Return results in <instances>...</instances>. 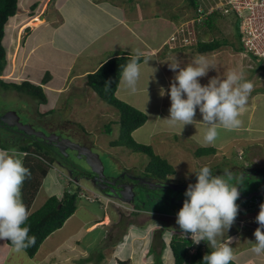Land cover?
Returning a JSON list of instances; mask_svg holds the SVG:
<instances>
[{"label": "rangeland", "instance_id": "374dc122", "mask_svg": "<svg viewBox=\"0 0 264 264\" xmlns=\"http://www.w3.org/2000/svg\"><path fill=\"white\" fill-rule=\"evenodd\" d=\"M31 1L21 0L18 5V14L24 13L23 10L30 6ZM124 1L129 8L134 10L146 8L149 10L147 12L152 14L162 10L164 11V16H162L167 18L169 15H176L177 19L170 20L173 22V26L172 24L166 26L168 29L160 34L167 35L172 31L174 35L176 31L173 28L177 26L181 32L179 31L175 35L177 42H170V45L185 49L184 52L176 54L178 57L172 55L163 59L162 68L167 73L175 76L179 71L177 69L176 72H173L169 65H175L178 62L180 67L184 68L194 60L203 57L207 64L214 69L210 68L205 77L199 78L202 86L207 85L212 78H225L230 71L242 73L244 80L250 81L254 85L246 109L241 115L243 121L241 127L233 131L221 129L217 141L210 145V147L219 149L216 155L196 158L194 152L207 145L203 143V127L201 126V130L197 131V129L192 128V125H187L183 132L175 130L178 126L168 128L169 125L158 116L156 106L146 110L147 113L145 114L149 117V121L145 125L148 126H144L134 139L140 144L152 146L156 154L173 165L176 174L170 176V179L178 185H188L194 182L196 180L195 174L204 166L210 167L212 173L217 176L223 175L225 170H229L233 166L246 167V169H250L249 171L252 167L258 166L263 170L264 67L260 59L243 54L245 50L243 52L238 26L233 25L232 20L235 21L233 16L220 19L217 23V29L212 33L209 29L204 28L209 35L208 39L212 40L214 37L221 41L227 39L231 45L223 46L213 53L197 54L193 51H197L199 39L196 41L193 39L199 37L201 40L202 36L197 34L194 26H192L195 15L186 0H133V3H130L132 0H122L121 2ZM156 1H158V6L155 5ZM199 2L202 9L211 10L219 0H199ZM27 11L29 10L27 9L24 14H27ZM33 20L26 19V25L30 23L29 27H39L41 24L39 20L35 24L32 23ZM31 24L33 25L31 26ZM26 25H23L20 33L19 31L18 33L11 32L10 22L5 28V33L8 30L5 42L7 50L6 70L8 68L5 76V79L8 80L5 81L8 83L17 82L14 78L18 79V69L23 68L24 57L18 56L16 61V54L21 51V48L23 50L27 43H29V48L36 47L30 65L24 68L25 73L33 79L38 80L40 78V70L43 68L49 71L47 68L51 69L53 65L57 64L58 55L51 49L49 42L52 32L45 31L46 29L42 27L37 33H33L30 40L32 28L25 31ZM184 37L188 39V43H186L189 44L188 46H184L182 43ZM11 61L16 62L15 73L11 70L12 68H9ZM162 80L164 82L163 76ZM173 80L174 77H172L171 82ZM57 83L58 78L54 80L53 85H57ZM71 91L69 95L64 94V97L56 100V102L55 98L48 94V107L54 111H47L48 113L45 114L46 110L44 109L46 107L41 106L42 104L34 99L12 90H4L0 86V137H3L0 139V146L9 148L8 143H11V140H15L16 145L26 144L29 140H22L23 136L32 138V140H41L50 145L51 150L54 148L57 153L58 160L50 165L52 169H50V173L36 197L33 206L34 211L39 210L51 195H57L58 190H61L59 172L73 180L78 176L76 168H81L88 171L93 178L99 179V177L104 178L106 176L110 182L129 183L128 185L125 184L129 193H132V184L134 183L126 180L127 177L131 178V174H128L126 170L129 169L130 173L136 176H145L146 173L145 168L149 163L148 156L131 152L126 148H114L110 144L120 135L119 125L116 124L120 116L118 110L94 96L90 88ZM167 93L161 97L162 107L165 109L163 116H167L169 106L171 107L170 96ZM159 98L157 96L154 101L161 102L158 100ZM42 110H44L43 113ZM148 135L150 137H147ZM11 137L14 139H9ZM51 137H54L52 140L54 142L49 144ZM87 140L92 145L85 144ZM14 148L16 147H11L12 150ZM14 150L18 152V150ZM247 157L253 159V166L247 164ZM75 180L81 185L82 192L78 199V210L70 218L75 216L76 218L73 219L81 220L87 224L81 233L82 235L74 238L73 250L69 247V251L66 247L55 264H121L122 261L127 262V264H154V255H147L146 253L152 245L157 244V249H159L161 245L158 239L159 234H163V241L166 245L162 255L163 264H174L170 243L175 236L181 237L184 234L173 231V228L179 227L176 224L177 217L167 215L171 214V209L164 206L163 202L148 200L143 193L137 194L133 199L142 209L137 210L133 202L122 201L101 193L97 189L99 183L92 178ZM180 194L182 197L185 192ZM131 213H137V215L131 216ZM96 214H98L97 218ZM245 218L248 219L244 221ZM95 222L97 223L95 224ZM253 223H257L256 218H250L249 215L248 217L240 216L236 218L230 230L225 233L223 242H227V238H231V243L234 244H230V247L233 248L234 255H240L236 257H242L243 253L240 254V252L249 249L256 243V239L251 234ZM71 225V222L67 221L62 229L54 232L42 244L38 251V257H42L47 248L54 247L62 238H69L75 234V231L69 234L72 229ZM141 227L143 228L141 229ZM0 243L2 244H0V251L1 247L3 252L10 251L4 264L6 262L8 264H35L39 261L36 257L30 258L25 252L14 253L12 247L5 240H0ZM235 244L236 246H234ZM250 254L252 253L243 255L242 259L248 258ZM101 255L104 256L103 259ZM71 257L72 260H70ZM86 259H89L88 262ZM257 264H264L263 256Z\"/></svg>", "mask_w": 264, "mask_h": 264}, {"label": "crops", "instance_id": "0c3cea01", "mask_svg": "<svg viewBox=\"0 0 264 264\" xmlns=\"http://www.w3.org/2000/svg\"><path fill=\"white\" fill-rule=\"evenodd\" d=\"M121 1L122 0H32L30 6L23 10L25 13L28 9L29 11H27V14L17 13L16 16L9 20L11 25L10 30L11 32L14 31L15 33H18L19 31L20 33L23 25H26V22L28 21H26V19H29L30 21L38 18L39 22L41 23L39 27H28L25 31L32 28L30 31V40L33 33H37V31H39V29L42 27L46 29L45 31L52 32L49 42L51 44V49H53L56 52V55H58L56 59L57 64L53 65L51 69L47 68L49 71L43 68L40 70V78L38 80L33 79L31 76L25 73L24 68L27 65H30L31 57L35 53L36 47L34 46L29 48V43H27L23 50L21 48L22 52L18 50L20 53L18 52L16 54V61L18 56L24 57V66L22 69H18V79H14L17 82L29 81L33 84L41 85L45 93L47 89L46 96L51 94L53 98H55L56 102V100L64 97V94L69 95V92H72L71 90L74 91L75 89L82 90L84 88H90L87 84L88 75L95 73L112 57L123 55V53L128 55H136L137 52H139L142 54L141 56H148V58L145 62L141 63V78L138 84L137 92H130V90H128L121 81L116 95L121 101L144 113H147L146 110H150L151 107L156 106L158 110V116L161 119L169 118V110L167 112V116H163L165 115V109L162 107L163 101L160 91L163 89L165 93L168 92L172 83V77L175 76L167 73V71L162 68V61L167 56L169 57L176 55L177 53L184 52L185 48L170 45V42H177V40L172 41V38L174 37L172 31L167 35L160 33L165 29H168L166 26H171V24L173 26V22L170 20L174 18L177 19V17L176 15H169L168 18L166 16L163 17L164 11L162 10H159L154 14L147 12L149 10L146 8L134 10L133 8H129V6L125 4V1ZM130 3H133V0ZM156 4L157 6L159 5L158 1H156L155 5ZM29 13H32V15H29ZM177 29V26H174L173 30L177 31ZM197 30L201 31L200 28ZM7 35L8 30L5 33L4 46ZM193 52L199 54L197 51ZM15 65L16 62L11 61L9 66L10 69L12 68L11 70L14 73L16 71ZM154 69H156L155 73ZM7 70L5 69L4 76H1L0 78H6L5 76L7 75ZM47 73L49 75H47ZM46 75L49 76V80L47 83H45V85H43L42 83L45 77H47ZM162 76L164 77V82H162ZM56 78H58V83L57 85H53V82L56 80ZM93 95L97 97L95 92H93ZM157 96L160 97L158 100H161V102L157 100L154 101ZM48 103L49 99L46 104L41 105L46 107L44 109L46 110L45 114L54 111V109L48 107ZM44 110H42V113ZM195 119L197 121H202V116L199 113V109H197ZM143 127L133 133L134 138H136V135L141 129H143ZM168 128H170V126ZM192 128L200 131L201 125H197L196 128L193 126ZM175 130H180V132H183L180 127L176 128ZM147 137L150 136L148 135ZM204 146L205 147L203 148H211L210 145ZM216 150L218 152L219 149ZM35 202L36 199L31 206L30 213H34L36 211L33 210ZM95 216L97 218L98 214ZM73 218L76 217L74 216ZM73 218H70L67 221L71 222L72 224V229L70 230L69 234L73 233L74 231L75 234L70 236L71 238H62L57 245L47 248L42 257H38L37 253L35 257L39 261L35 262V264H55L57 258L61 256V253H63V250H65L66 247L67 250H69V247H74V238L82 235L81 233L83 232V229L87 223ZM97 222H95V224ZM255 230L256 229H252L251 231L253 238H255ZM5 241L7 242V240ZM234 246H236V244ZM252 247H249V249L243 252L241 251L240 254L243 253V255H246L247 253H252ZM9 252H3L1 247L0 264H4L5 258L6 256L8 257ZM64 254L66 255V253ZM236 256L240 255H235V259L233 261L236 264H257L259 259H261V256H256L254 253L250 254L248 258L244 257L243 259L242 257L239 258ZM70 260H72V257ZM88 260L89 259H86L87 262ZM6 264H8V262H6Z\"/></svg>", "mask_w": 264, "mask_h": 264}, {"label": "clouds", "instance_id": "9594fccd", "mask_svg": "<svg viewBox=\"0 0 264 264\" xmlns=\"http://www.w3.org/2000/svg\"><path fill=\"white\" fill-rule=\"evenodd\" d=\"M245 54V53H243ZM140 54H137L123 68L121 81L130 92L138 90L141 78ZM175 75L168 95L171 100L170 116L164 119L170 127L203 126V143L214 144L220 130L233 131L241 127L242 113L254 85L244 80L243 74L230 71L225 78H212L202 86L199 78L205 77L210 68L201 57L181 68L177 62L169 65ZM214 69V68H213ZM156 69H154L155 73ZM163 97L165 91L161 89ZM197 109L202 121L195 119ZM27 153L0 149V240H8L14 253H22L36 243L35 236H29V227L24 226L30 211L21 199V189L25 179L31 176L30 170L23 164ZM196 183L189 184L185 192L186 199L177 214L176 224L190 238L193 244L206 241L213 251L203 257V264H231L235 259L231 238L223 242L225 233L233 226L239 205V188L243 184V174L235 176L231 170L223 175H214L208 166L202 167L196 174ZM235 180L236 183H232ZM259 227L255 230L256 243L251 252L264 256V204L256 217Z\"/></svg>", "mask_w": 264, "mask_h": 264}, {"label": "trees", "instance_id": "16d2710c", "mask_svg": "<svg viewBox=\"0 0 264 264\" xmlns=\"http://www.w3.org/2000/svg\"><path fill=\"white\" fill-rule=\"evenodd\" d=\"M19 1L20 0H0V77L4 76V71L7 66V50L4 46L5 28L9 19L17 15ZM186 1L192 8L193 14L196 16L201 3L199 0ZM223 17L225 16L222 13L215 12L213 15L204 19V23L196 28V33L202 36L201 40L198 37L197 52L199 54H205L208 52L213 53L221 49L223 46L231 45L227 39H223L222 41L216 37L212 40L208 39L209 35L206 33V30H204V28H207L211 33L215 31L218 27V21ZM198 28H200L201 31H198ZM241 44L243 43L241 42ZM244 50L245 49L243 48V52ZM134 56L135 55L123 53V55L112 57L95 73L88 75L87 84L102 102L116 108L120 114L119 121L116 123L119 125L120 135L116 140L111 142V146L114 148H126L131 152L141 153L149 157V163L145 168V176L149 179L146 183L147 186H149V190L153 191V197L148 196L146 192H143L142 189L144 188L138 183L132 184L133 197L137 194L141 195L143 193L144 197L148 198V200L153 199L155 202H163L164 206L171 209V214L177 215L186 199L185 195L181 197L180 193L186 192L189 184H175L176 182H173L170 179V176L176 174L173 165H171L168 160H165L160 155L156 154L152 146L140 144L134 139L133 133L147 123L148 116L144 112L121 101L116 95L121 82V72ZM147 58L148 56H140V62H145ZM47 75L49 74L47 73ZM48 80L49 76L45 77L42 84L45 85ZM0 86H2L4 90H12L21 95L29 96L39 104H46L48 101L43 87L29 81L8 83L5 79L1 78ZM8 145L9 148H3L2 146H0V148L4 150H12L11 147L14 146L16 147L14 149L18 150V152L27 153V155L23 157V164L30 170L31 176L25 179L23 183L21 199L30 211L33 202L44 184V180L48 177L50 169H52L50 168V165H52L55 160H58L57 153L54 148L51 150L50 145L41 140H32L21 145H16L15 140H11V143H8ZM216 153L217 150L213 147L200 148L194 152V156L200 158L212 156ZM44 160H46V162H44ZM76 171L78 176L75 179L91 175L88 171L82 170L81 168H76ZM126 171L128 174L134 175L133 173H130L129 169ZM59 173L61 190H58L57 195H52L39 210L31 213L24 225L30 229L29 236L36 237L35 245L25 250L30 258H34L47 238L57 230L61 229L67 222L66 220L72 217L78 210V199L82 192L81 185L76 182L75 179L72 180L71 178H67L62 172ZM195 183L196 182H192L190 184ZM120 184H122L126 190V185L129 183ZM111 187L112 186L105 187L104 191L108 195L111 194ZM239 191L240 196L236 201L239 205L237 218L240 216L248 217V215L250 218L254 217L256 212L251 210L256 206L255 199L256 197H260L259 202L260 204H263L264 191L255 193L251 191V188H248L245 191L239 188ZM134 204V207L137 210H142L141 206L136 203L135 199ZM133 215H137V213H133ZM142 228L143 227H141V229ZM173 231L182 232L179 227L177 229L173 228ZM158 239L161 242L159 249H157V244L152 245V247L148 249L147 255H154V264H163L162 255L166 249V245L163 241V234H159ZM7 243L11 246L10 241L7 240ZM170 248L174 258V264H203L204 255L210 254V252L213 251L206 241H202L199 245L193 244L189 234L185 237L175 236L171 240ZM193 250L195 251L194 253H192ZM101 257L102 259L104 258L103 255H101ZM121 264H127V262L122 261ZM231 264L236 263L232 261Z\"/></svg>", "mask_w": 264, "mask_h": 264}, {"label": "built area", "instance_id": "2783aa9c", "mask_svg": "<svg viewBox=\"0 0 264 264\" xmlns=\"http://www.w3.org/2000/svg\"><path fill=\"white\" fill-rule=\"evenodd\" d=\"M215 12H220L225 17L233 16L236 22L233 20L232 22L233 25L238 26L245 55L248 54L260 59L264 65V0H219L211 10H204L200 7L198 14L193 19L194 24L192 26H194L195 31L199 25L204 23V19ZM179 31L177 29L172 41L177 40L175 35ZM183 40V45L188 46L189 44H186L188 39L184 37ZM193 40L196 41L198 38Z\"/></svg>", "mask_w": 264, "mask_h": 264}, {"label": "flooded vegetation", "instance_id": "af4514ba", "mask_svg": "<svg viewBox=\"0 0 264 264\" xmlns=\"http://www.w3.org/2000/svg\"><path fill=\"white\" fill-rule=\"evenodd\" d=\"M2 138L3 137H0V139H2ZM9 139H14V138L11 137ZM22 140H29V141H31L32 138L23 137L22 136ZM111 142H110V144H111ZM85 144H88L89 146L92 145L91 143H89L88 140L85 142ZM253 163H254L253 159H250L249 157H247V164H251V166H253ZM237 167H240V168H237ZM237 167L236 166H233L229 170H231L234 173L235 176H240L241 174H243V181H242L243 184L240 186V189L241 190L245 191L246 189H248V188L250 189L251 188V191L252 192H255V193L256 192H263L264 191V169L261 170L258 166H254V168L253 167L251 168V171H252L251 172V171H249L250 169L248 170V169H246V167H241V166H237ZM88 176H90L93 179V176L92 175H88ZM88 176H86V177H88ZM126 180L129 181V182H132L134 184H137L138 183V184H140V186H141V184L144 183L142 185V187L144 188V189H142V191L143 192H146L148 194V196H152L153 195V193H152L153 191H150L149 190V186H147L146 181L149 180V179L146 176L140 177L139 175L138 176L131 175V178L129 179L127 177ZM141 181H142V183H141ZM194 182H196V180ZM232 183H236V181L233 180ZM154 193H156V192H154ZM259 199H260V197H256V199H255L256 200V203H255L256 206H254L251 211L256 212V215L254 217H252V218H256L258 216V214H259L260 205H261L260 202H259ZM164 214H167V213H164ZM167 215L177 217V215H173V214H167ZM131 216H133V213H131ZM247 219L248 218H245L244 221L247 220ZM251 227H252V229H257L259 227V225H258V223H253V225Z\"/></svg>", "mask_w": 264, "mask_h": 264}, {"label": "water", "instance_id": "95a60500", "mask_svg": "<svg viewBox=\"0 0 264 264\" xmlns=\"http://www.w3.org/2000/svg\"><path fill=\"white\" fill-rule=\"evenodd\" d=\"M30 134V133H29ZM54 137H51L50 138V141L48 142L49 144H52V140H53ZM56 145V144H55ZM83 179H88V178H91L90 176L88 177H82ZM97 183H99V185H97V189H99V191L101 193H104L106 196H110V197H115L117 199H121L122 201H126V202H133L134 203V199H133V196L134 194L133 193H129L127 191V189L125 190V188L122 186V184H119L117 185V183L115 181L113 182H110L106 176H104V178H100L97 179V178H93ZM77 182V181H76ZM110 187L112 186L110 189H111V194L108 195L104 190H105V187H108L107 185ZM133 194V195H132Z\"/></svg>", "mask_w": 264, "mask_h": 264}, {"label": "bare ground", "instance_id": "6f19581e", "mask_svg": "<svg viewBox=\"0 0 264 264\" xmlns=\"http://www.w3.org/2000/svg\"><path fill=\"white\" fill-rule=\"evenodd\" d=\"M38 20H39V19H38V18H36V19H34V20H33V22H32V23H34V24H35V23H37V22H38ZM32 25H33V24H31V26H32ZM26 26H27V27H29V26H30V23H29V25H26ZM27 27H25V28H27ZM22 32H23V31H22Z\"/></svg>", "mask_w": 264, "mask_h": 264}]
</instances>
